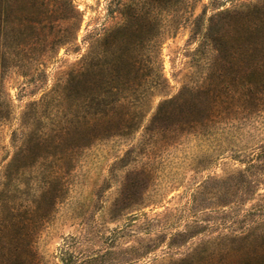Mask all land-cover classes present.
I'll return each instance as SVG.
<instances>
[{
	"label": "rangeland",
	"instance_id": "374dc122",
	"mask_svg": "<svg viewBox=\"0 0 264 264\" xmlns=\"http://www.w3.org/2000/svg\"><path fill=\"white\" fill-rule=\"evenodd\" d=\"M0 264H264V0H0Z\"/></svg>",
	"mask_w": 264,
	"mask_h": 264
}]
</instances>
